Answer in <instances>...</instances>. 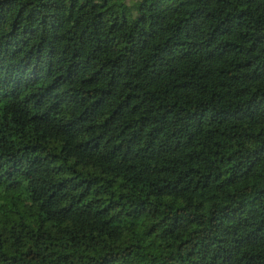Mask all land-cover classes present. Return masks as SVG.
Masks as SVG:
<instances>
[{"label": "trees", "instance_id": "trees-1", "mask_svg": "<svg viewBox=\"0 0 264 264\" xmlns=\"http://www.w3.org/2000/svg\"><path fill=\"white\" fill-rule=\"evenodd\" d=\"M130 1L0 0V264H264V0Z\"/></svg>", "mask_w": 264, "mask_h": 264}, {"label": "rangeland", "instance_id": "rangeland-1", "mask_svg": "<svg viewBox=\"0 0 264 264\" xmlns=\"http://www.w3.org/2000/svg\"><path fill=\"white\" fill-rule=\"evenodd\" d=\"M118 2L120 4L121 0H109V4H111V5L118 4ZM130 3H131L130 0H124V3L123 4L126 5V6H128V5H130ZM132 16H133V14H132Z\"/></svg>", "mask_w": 264, "mask_h": 264}]
</instances>
